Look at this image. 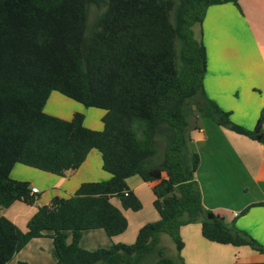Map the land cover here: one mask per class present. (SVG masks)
<instances>
[{
	"label": "trees",
	"instance_id": "trees-1",
	"mask_svg": "<svg viewBox=\"0 0 264 264\" xmlns=\"http://www.w3.org/2000/svg\"><path fill=\"white\" fill-rule=\"evenodd\" d=\"M238 1L0 0V206L37 201L28 182L10 177L17 164L64 176L97 150L111 176L38 207L26 231L1 217L0 264L43 237L53 240L58 264H178L166 256L162 235L185 264L180 229L190 224H200L210 242L264 254L248 233L203 206L195 177L200 159L190 144L198 117L264 144V113L246 130L204 91L206 49L196 29L201 34L209 7ZM92 6L100 12L89 26ZM52 93L105 111L103 130L86 127L82 113L71 120L47 114ZM135 176L156 183L158 220L131 245L83 249L85 231L101 229L111 239L127 231L111 200L139 212L142 203L127 183Z\"/></svg>",
	"mask_w": 264,
	"mask_h": 264
},
{
	"label": "crops",
	"instance_id": "crops-1",
	"mask_svg": "<svg viewBox=\"0 0 264 264\" xmlns=\"http://www.w3.org/2000/svg\"><path fill=\"white\" fill-rule=\"evenodd\" d=\"M196 37L201 39L206 49L203 81L206 96L222 110L230 112L233 123L246 130H254L264 113V0H239L238 7L232 3L209 7L201 34L197 28ZM53 95L45 107L47 114L71 120L75 113H79L68 112L69 107L66 110L64 96ZM52 97L54 99L51 100ZM49 104L53 109L47 112ZM103 117L101 115L100 125L92 130H103ZM190 144L200 159L195 177L203 206L226 224L234 222L238 229L264 246V206H253L264 203V144L225 129L205 117H198L190 132ZM96 151L88 154L79 169L67 171L64 176L15 165L10 177L28 182L30 188L39 190V194L35 195L37 201L33 205L17 201L9 208L0 206V218L5 217L26 231L38 207L49 205L55 197H71L85 182L110 179L111 176L103 170L101 154ZM127 183L139 199L142 195L147 196L154 203L152 189L156 183H145L137 176L128 179ZM111 202L124 211L119 200L113 198ZM247 208L248 211L240 215ZM150 218L136 224L129 236L125 234L131 225L129 217L127 231L113 239L101 229L85 231L80 246L93 251L108 249L114 243H132L144 225L158 220V213L152 212ZM180 234L184 243L181 256L185 264H264V254L249 247L221 245L206 240L200 224L183 226ZM160 241L168 256L163 236ZM68 242H71V236ZM9 264H58L53 240L49 237L33 239Z\"/></svg>",
	"mask_w": 264,
	"mask_h": 264
},
{
	"label": "rangeland",
	"instance_id": "rangeland-1",
	"mask_svg": "<svg viewBox=\"0 0 264 264\" xmlns=\"http://www.w3.org/2000/svg\"><path fill=\"white\" fill-rule=\"evenodd\" d=\"M99 12H100V10L97 7H95V6L90 7L89 16H88V25L89 26H92L94 24ZM58 95H59V93H54L53 96L55 97ZM54 97H52L51 100L54 99ZM63 99L67 101L66 110L68 107L70 108L68 110V112L73 113V111L74 112L77 111L79 113L84 114L85 120H86L85 125L89 129H91V130L96 129L95 127L96 126L98 127L100 125L101 115H105V113H106L105 111L100 110V109H95V108H86L83 105H81V104H79L73 100L67 99L65 97ZM52 109L53 108L50 107V104H49L46 111L50 112V110H52ZM98 131H100V130H98ZM140 201L142 203V209L139 212H132V211H126V210L123 211L127 220L129 217V219L131 221V225L129 226V229L127 231L128 233L127 232L125 233V234H127L126 236H129L132 233V231L134 230V226L136 224H140V222L143 220H150L151 219L150 217L152 216V212H156L154 209L153 203L150 202V200H148L147 196L142 195ZM162 236L165 239V245L167 247V249H166V253L168 255L167 257L173 259L177 263L178 259L175 257V245L173 243V240L167 235H162ZM124 239H126V237ZM134 242H135V240H134ZM134 242L128 243L127 245H131ZM153 260H154L153 258L150 259V262Z\"/></svg>",
	"mask_w": 264,
	"mask_h": 264
},
{
	"label": "built area",
	"instance_id": "built-area-1",
	"mask_svg": "<svg viewBox=\"0 0 264 264\" xmlns=\"http://www.w3.org/2000/svg\"><path fill=\"white\" fill-rule=\"evenodd\" d=\"M39 194V190L37 188H31V195Z\"/></svg>",
	"mask_w": 264,
	"mask_h": 264
}]
</instances>
